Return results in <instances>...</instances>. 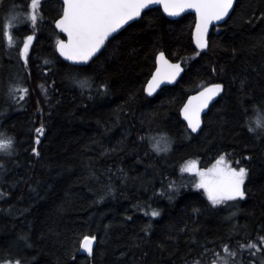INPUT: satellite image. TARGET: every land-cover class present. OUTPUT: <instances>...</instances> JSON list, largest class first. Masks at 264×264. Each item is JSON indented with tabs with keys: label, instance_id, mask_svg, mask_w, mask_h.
Wrapping results in <instances>:
<instances>
[{
	"label": "trees",
	"instance_id": "trees-1",
	"mask_svg": "<svg viewBox=\"0 0 264 264\" xmlns=\"http://www.w3.org/2000/svg\"><path fill=\"white\" fill-rule=\"evenodd\" d=\"M26 4L0 0V133L15 138L14 154L0 155V264H212L225 244L237 250L234 264H260L264 133L248 126L256 109L264 117V0H236L204 52L191 40L192 15L171 21L157 8L145 11L79 67L106 83V94L66 78L71 65L54 50L59 1L42 0L37 25L13 26L8 44L2 25L24 17ZM29 34L25 65L19 49ZM160 52L184 72L149 98L143 90ZM213 83L222 94L193 135L179 111ZM165 139L168 150L156 152ZM221 155L249 169L246 195L212 207L181 169L189 161L208 168ZM85 235L96 236L90 256L80 250ZM250 240L259 251L238 248Z\"/></svg>",
	"mask_w": 264,
	"mask_h": 264
},
{
	"label": "snow or ice",
	"instance_id": "snow-or-ice-1",
	"mask_svg": "<svg viewBox=\"0 0 264 264\" xmlns=\"http://www.w3.org/2000/svg\"><path fill=\"white\" fill-rule=\"evenodd\" d=\"M151 4H162L164 11L169 15H179L185 9H194L196 15L195 43L198 48L205 49L208 47L209 26L214 21H221L229 15L234 0H62V11L59 18L55 20V27L61 33L66 34L67 39L57 40L56 48L61 57L73 62V66H70L65 73L66 78L81 91L85 89L91 91L95 87L98 94H106L108 85L106 83L96 84L91 77L83 74L78 65L91 60L112 33L117 32L118 29L134 18L140 17L142 10L147 9ZM42 6V0H30V4H26L23 9L26 16L11 15L3 23L2 35L10 46L13 45L14 22L19 25L26 19L34 28L38 22L37 13L42 10ZM33 39V35H27L23 40V47L19 49L20 57L24 60L25 65L28 61V51ZM156 60L159 66L152 80L148 82L146 91L149 95L159 87L161 82L165 80L171 82L183 71L179 63H170L165 58L164 52H160ZM222 90V84L213 83L199 92L198 95L189 97L182 112L185 120L188 121V127L193 132L200 127L201 111L207 108L213 97L221 93ZM19 91L21 93L19 98L22 100L28 89L21 87ZM15 92L16 89H9L10 95H15ZM256 112L255 127L249 125L248 131L255 133L257 129H260L264 133V117L261 116L259 109H256ZM36 132L42 134L43 128H37ZM36 143H39V136H37ZM164 144L165 146L161 148L160 141H157L153 144V149L156 152L167 151L166 139ZM14 151L15 138L0 133V155L10 156L14 154ZM32 151L36 153L35 148ZM235 163L239 165V161ZM181 171L195 172L199 178L196 187L204 189L208 200L213 205L234 201L237 198L243 199L246 195L245 181L249 169L243 166L234 167L233 161L226 159L223 155L216 160L211 168L200 169L195 161H191ZM151 215L156 217L159 212L153 210ZM95 240L96 236L85 235L80 242V247L91 254ZM257 240L261 245H264V236H258ZM222 247L223 252L227 255L220 256L219 253H216L217 259H214L212 264H234L237 250L230 249L227 244ZM238 248L260 250L257 248V242L251 240L246 244H239ZM4 264H13V262L8 260ZM15 264H20V261H15ZM194 264H199V261H194Z\"/></svg>",
	"mask_w": 264,
	"mask_h": 264
},
{
	"label": "water",
	"instance_id": "water-1",
	"mask_svg": "<svg viewBox=\"0 0 264 264\" xmlns=\"http://www.w3.org/2000/svg\"><path fill=\"white\" fill-rule=\"evenodd\" d=\"M57 1H59V2L61 3V5H62V0H57ZM235 1H236V0H234V4H235ZM234 4H233V7H234ZM155 8L159 9L160 12H161V14H162L166 19L171 20V21H176V20H178L179 18H181V17H183V16H185V15H192L193 18H194V24H193V28H192V31H191V40H192V43H193L194 49H195L197 52H204V51L207 50V48H205V49H200V48H198V47L196 46V43H195L194 32H195V21H196V15H195V10H194V9H185L184 11L180 12L179 15H169L168 13H166V12L164 11V8H163V5H162V4H151V5H149V7H148L147 9L142 10L141 15H142L145 11H148V10H151V9H155ZM232 10H233V8L230 9V11H229V15L231 14ZM229 15L226 16V17H225L223 20H221V21H214V22L209 26L208 36H209L210 32L212 31V29H213V28H216V27H218V26H220L221 24H223V23L227 20V18L229 17ZM140 17H141V16H140ZM140 17L134 18L132 21H129L126 25H123L120 29H118L117 32L112 33L111 36L108 38V40L105 41V44H106L111 38H113L114 36H116L117 34H119L122 30H124L127 26H129L130 24H132V23L138 21V20L140 19ZM57 19H58V18H57ZM53 28H54L55 32L61 37V39H64V40L67 39L66 34L61 33L60 30L57 29V28L55 27V21H54V23H53ZM207 39H208V37H207ZM56 44H57V43H56ZM56 44H55V46H54V50H55L56 56H57L62 62H64L65 64H68V65L73 66V62H72V61H67V60L64 59V57H61V56H60L59 52L57 51ZM105 44L101 47L100 51H99V52H98V53H97V54H96L91 60H89L87 63H82V64L78 65V67L88 65V64H89L94 58H96V57L99 55V53H100V52L102 51V49L104 48ZM157 56H158V54L156 55V57H157ZM156 57H155L154 70L152 71V73H151V75H150L148 81L146 82V84H145V86H144V90H143V91H144V94H145L147 97H149V98L154 97L155 94H157V92H158L159 90H161L162 88H165V87H172V86H174V85L177 83V81L179 80V78L182 76L183 72H184V70H183V71L181 72V74H180L179 76H177V77L175 78V80H173V81H171V82H169V81H167V80L161 82L160 85H159V87H157V88L152 92V94L149 95L148 92L146 91L147 86H148V82H149L150 80H152V77H153V75L156 74L157 67L159 66L158 63H157ZM165 58H166V57H165ZM166 59H167V58H166ZM167 60H168V59H167ZM168 61H169V60H168ZM169 62H170V61H169ZM170 63H173V62H170ZM177 63H179V64L181 65L180 62H177ZM174 64H175V63H174ZM181 67H182V66H181ZM182 69H183V67H182ZM205 88H206V87H205ZM205 88H203V89L200 90L199 92L203 91ZM199 92H197V93H195V94H193V95H191V96H189V97L196 96V95H198ZM221 94H222V92L219 93L217 96L213 97V99L209 102L208 107L205 108V109H203V110L201 111V113H200V120H201L200 127H199L195 132H193V131L191 130V128L188 127V121L185 120L184 115H183V112H182V109H183L184 105L188 103L189 97L185 100L184 104L182 105V107H181V109H180V111H179V115H180V118H181L182 122L185 124L187 130H188L191 134H193V135L198 134V132H199V130L201 129V126H202V117L208 112V110H209V108L211 107V105H212V104H213V103H214V102H215V101L221 96ZM93 245H94V242H93ZM93 245H92V247H93ZM80 249H81V252H82L83 254H85V255H87V256H90V255H91V254H89L87 251H85L84 249H82L81 247H80Z\"/></svg>",
	"mask_w": 264,
	"mask_h": 264
},
{
	"label": "rangeland",
	"instance_id": "rangeland-1",
	"mask_svg": "<svg viewBox=\"0 0 264 264\" xmlns=\"http://www.w3.org/2000/svg\"><path fill=\"white\" fill-rule=\"evenodd\" d=\"M24 16H26V13L24 14ZM7 19H8V18H7ZM25 21H27V20L25 19ZM15 25H17V24L14 22V25H13V26H15ZM23 40H24V39H23ZM57 40H58V39H56V41L54 42L55 44H56ZM14 43H15V42L13 41V44H14ZM22 47H23V43H22ZM19 97H20V94H19ZM39 135H41V134H40V133H37V136H39ZM36 140H37V137L35 138V141H34L35 143H36ZM36 144H37V143H36ZM225 158H226V157H225ZM217 159H219V158H217ZM217 159H216V160H217ZM216 160H215V161L213 162V164H212L210 167H208V168H211V167L215 164ZM189 162H191V161H189ZM189 162L185 163L184 166H183L182 168L186 167V166L188 165ZM196 164H197V163H196ZM197 166H198V164H197ZM198 168H200V167L198 166ZM200 169H202V168H200ZM205 169H207V168H205ZM181 175L184 176L185 181H187V182L192 186V188H193L194 190H198V191L202 192V194H203L205 200H206V201H207L212 207H222V206H226L228 203H231V202H232V201H226V202L221 203V204L213 205V204L211 203V201L208 200L207 193L204 191V189L196 187V184H197L199 178H198V176L195 175V172L181 171ZM237 199H238V198H237ZM223 253H224V252H223ZM224 254H225L224 256L227 255L226 253H224ZM261 260H262V259H261ZM261 260H260V261H261ZM212 261H213V260H212ZM2 264H4V263H2ZM260 264H264V260H262V261L260 262Z\"/></svg>",
	"mask_w": 264,
	"mask_h": 264
}]
</instances>
